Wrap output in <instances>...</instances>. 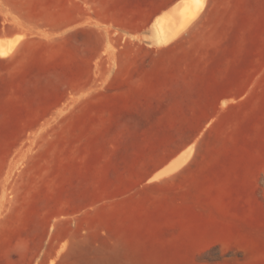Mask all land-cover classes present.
<instances>
[{
  "label": "rangeland",
  "instance_id": "374dc122",
  "mask_svg": "<svg viewBox=\"0 0 264 264\" xmlns=\"http://www.w3.org/2000/svg\"><path fill=\"white\" fill-rule=\"evenodd\" d=\"M190 1L0 0V264H264V0Z\"/></svg>",
  "mask_w": 264,
  "mask_h": 264
},
{
  "label": "bare ground",
  "instance_id": "6f19581e",
  "mask_svg": "<svg viewBox=\"0 0 264 264\" xmlns=\"http://www.w3.org/2000/svg\"><path fill=\"white\" fill-rule=\"evenodd\" d=\"M184 2H185V0H184ZM203 2L204 1H202V0H191L190 4H196L195 5L196 8L195 7L194 8L199 10L202 7ZM189 11H190L189 5L187 3L184 4L182 1L181 5H178L177 7H175L171 13H169L160 23H158L157 29L159 30V34L163 35L162 37H164L165 34L170 33L173 30L175 31V30H177V28L180 29V28L184 27L186 24H188L187 15L189 14ZM194 15H196V13ZM3 47H5V46L0 45V52L1 53H3L5 51V49ZM167 169H169V168H167Z\"/></svg>",
  "mask_w": 264,
  "mask_h": 264
}]
</instances>
